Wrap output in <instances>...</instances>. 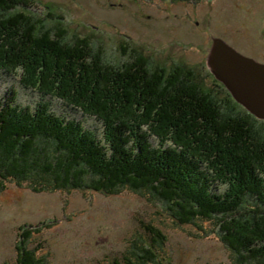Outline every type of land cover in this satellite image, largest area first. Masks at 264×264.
Instances as JSON below:
<instances>
[{"label":"trees","instance_id":"trees-1","mask_svg":"<svg viewBox=\"0 0 264 264\" xmlns=\"http://www.w3.org/2000/svg\"><path fill=\"white\" fill-rule=\"evenodd\" d=\"M29 4L0 0V65L22 66L25 82L103 120L108 143L46 103L22 106L12 92L0 99V190L15 181L35 191H147L178 223L196 224L199 235L217 232L231 264H264V121L228 92L204 89L191 68L152 67L135 50L108 63L88 38L67 42L64 29L15 11ZM151 133L174 145H154ZM144 228L148 236L111 264H170L168 235ZM20 236L15 264H47L26 247V230Z\"/></svg>","mask_w":264,"mask_h":264},{"label":"rangeland","instance_id":"rangeland-1","mask_svg":"<svg viewBox=\"0 0 264 264\" xmlns=\"http://www.w3.org/2000/svg\"><path fill=\"white\" fill-rule=\"evenodd\" d=\"M15 11H25L52 31L64 29L67 42L88 38L114 65L135 50L152 67L191 68L202 87L219 96L228 90L206 64L213 36L264 63V0H30L28 7ZM27 78L22 66L0 65V99L13 92L22 106L46 103L50 111L78 120L108 143L103 120L58 94L31 86ZM162 139L151 133L154 145H174ZM216 183L221 192L226 189ZM163 205L147 191L130 188L114 194L81 188L35 191L7 181L0 190V264H15L25 230L26 247L47 264H111L148 236V223L168 235L164 255L170 264H231L233 253L217 232L199 235L196 224L178 223ZM198 224L213 228L208 220Z\"/></svg>","mask_w":264,"mask_h":264},{"label":"water","instance_id":"water-1","mask_svg":"<svg viewBox=\"0 0 264 264\" xmlns=\"http://www.w3.org/2000/svg\"><path fill=\"white\" fill-rule=\"evenodd\" d=\"M206 64L215 79L253 116L264 120V63L213 36Z\"/></svg>","mask_w":264,"mask_h":264}]
</instances>
